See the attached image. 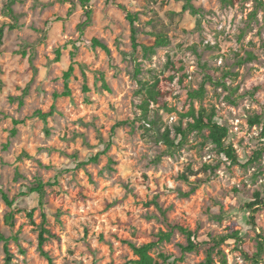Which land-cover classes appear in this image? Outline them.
Wrapping results in <instances>:
<instances>
[{
    "label": "rangeland",
    "instance_id": "374dc122",
    "mask_svg": "<svg viewBox=\"0 0 264 264\" xmlns=\"http://www.w3.org/2000/svg\"><path fill=\"white\" fill-rule=\"evenodd\" d=\"M190 3L197 15L183 10V0H89L83 26L78 0H15L14 19L0 0V189L12 198L37 180L45 184L42 206L33 194L14 203L12 228L0 200V232L17 237L10 264H49L38 251L42 215L51 264H133L131 245L165 231L162 212L182 220L197 243L238 232L239 241L213 251L211 264H253L264 245V12L254 0ZM128 15L140 44L162 35L167 45L147 57L134 51ZM69 65L70 94L60 97ZM154 85L161 96L143 114L141 86ZM200 86L203 97L190 100ZM51 108L46 122L34 115ZM199 108L213 109V121L227 129L236 164L206 130L186 131L188 112ZM255 115L260 123L250 125ZM165 131L175 147L162 141ZM181 176L196 187L187 197L180 194L191 185ZM31 209L33 223L25 215ZM186 244L174 232L149 254L158 264H204L205 247L182 253Z\"/></svg>",
    "mask_w": 264,
    "mask_h": 264
},
{
    "label": "trees",
    "instance_id": "16d2710c",
    "mask_svg": "<svg viewBox=\"0 0 264 264\" xmlns=\"http://www.w3.org/2000/svg\"><path fill=\"white\" fill-rule=\"evenodd\" d=\"M183 10L188 11L191 15H197L198 10L194 8V6L190 3L191 0H183ZM221 5L223 6H234L238 2V0H219ZM15 2V0H7L6 4V11L7 14L14 19V14L12 11V5ZM79 4L83 8V16H84V22L83 26H86L89 24L91 20L92 10L89 7V0H78ZM257 7L263 9L264 12V5L261 0H254ZM130 25H131V33H130V39H131V47L135 51L137 49H141L142 54L144 57H147L149 55H152L154 50L158 47H162L167 45L168 41L167 39L163 38L162 35H158L157 38L153 41V43L150 46H144L140 44V42L137 39V32L134 26L135 20L134 17L131 15L127 16ZM264 18V16H263ZM15 25H10L8 27L9 30L15 29ZM4 35V27H0V49L2 46V39ZM93 47H97L104 51L105 53H109L108 48L103 43H100L96 39L92 41ZM1 53V52H0ZM58 56V54H57ZM253 56L249 53L246 60H250ZM73 73V67L72 65H69L67 70L63 74V81H64V91L59 95L60 97H67L69 96L70 92L68 89V80L70 79L71 75ZM102 89L105 91H109V88L105 85L103 79H102ZM141 93L144 94V99L142 101V105L140 106L143 110V114H146L147 110V104L150 101L155 102L159 96H161V93L158 91L156 86H150L145 87L141 86ZM88 89L86 86H83V92L86 93ZM204 94V88L203 86H200V88L196 91H191L188 93V97L190 100L193 99H201ZM52 108L48 112H42V111H36L35 116L38 117L41 121L46 122L47 118L52 114ZM188 117L191 119V122L188 123V126L186 128V131H197L202 132L206 130L208 132L207 139L210 141V143L215 147L218 153L223 154L225 158L230 161L231 163H237V158L235 155V150L230 144L226 143L227 137H228V131L224 126H221L213 121L215 117L214 110L211 109L210 111L199 108L197 111L194 109H191L188 112ZM261 116L255 115L254 117L250 118L249 124L255 125L260 123ZM15 125H18L19 122H14ZM119 125V124H118ZM179 135L182 138H185L186 134L184 131L177 130ZM16 133V129H13L11 131V134L14 135ZM162 141L168 146V147H175V144L173 141L169 139L168 132L165 131L161 135ZM109 143L106 145L105 150H108ZM104 150V151H105ZM259 154L256 155L258 157ZM97 160V157L91 158L90 161L95 162ZM181 179L183 182L187 183L188 185H191V189L188 193H181L180 195L183 197L189 196L191 193L194 192L196 187L192 182H189L188 179L185 176H181ZM44 187L45 184L42 183L40 180H37L33 187L29 188L27 193H21L16 196H13L12 198H9L6 193H4L0 189V200L3 202V204L8 209V212L3 217V223L12 228L14 226V219L15 216L19 213V211L15 210L13 208L14 203L21 197H26L27 195H36L38 197V206H42V199L44 196ZM248 208H250V204L247 205ZM33 213L34 209L29 210L26 212V218L33 223ZM252 219V218H251ZM161 224L164 227L165 231H158L156 234H153L151 236V240L143 245L140 246H134L131 245L133 254L136 256V260L133 262V264H158L152 256L149 254V252L156 247L158 244L163 242H168L173 235L174 232H178L181 235H183L186 239V246L182 247V253H193L197 252L198 249L201 246L205 247L206 257L204 264H211L212 263V254L215 249H217L222 243L226 242L227 240H236L239 241L238 232H233L231 234L227 235H221L217 236L215 238H212L208 242L203 243H197L194 242L193 237L194 233L189 230L185 225L184 222L180 219L175 220L173 222H169L167 218L164 215V212L161 213L160 218ZM45 223V217L42 215V222L40 225V232L38 236V251L40 255L47 260L49 264H51V259L47 255V253L43 250L44 243L46 242V237H44L45 234H48V231L43 227ZM17 241L16 236L12 237H5L0 232V244L2 245L3 253H4V264H10L12 260V254L9 251V242L10 241ZM264 256V245L262 242H258L257 244V252L252 256L251 260L253 261V264H257L259 261L262 260ZM248 258V256H247ZM222 264H225V260H222Z\"/></svg>",
    "mask_w": 264,
    "mask_h": 264
}]
</instances>
